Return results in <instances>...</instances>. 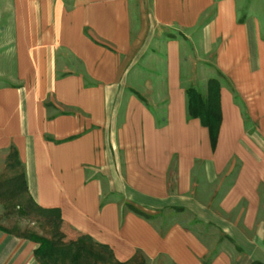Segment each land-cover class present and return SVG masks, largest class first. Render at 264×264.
<instances>
[{
	"label": "crops",
	"instance_id": "crops-1",
	"mask_svg": "<svg viewBox=\"0 0 264 264\" xmlns=\"http://www.w3.org/2000/svg\"><path fill=\"white\" fill-rule=\"evenodd\" d=\"M216 72L212 149L207 127L187 116L185 89ZM9 147L33 203L59 208L119 262L205 264L216 247L209 264L264 263V231L247 233L250 202L264 199V0H0V149ZM117 196L174 218L159 227ZM186 212L226 239L205 243L183 225ZM37 245L0 229V264H42Z\"/></svg>",
	"mask_w": 264,
	"mask_h": 264
},
{
	"label": "rangeland",
	"instance_id": "rangeland-1",
	"mask_svg": "<svg viewBox=\"0 0 264 264\" xmlns=\"http://www.w3.org/2000/svg\"><path fill=\"white\" fill-rule=\"evenodd\" d=\"M222 82V77L218 72L215 73V78ZM211 79V80H213ZM210 81V80H209ZM207 82L206 86L196 88L204 97L208 96L211 89V83ZM243 115L247 128L254 130L251 120L247 113V108L241 103ZM234 171L238 162L235 160ZM262 195V193H261ZM119 197V196H117ZM264 198V197H263ZM119 201L125 206L124 200L119 197ZM240 209L245 212L247 201L240 202ZM251 212L254 209L256 215L249 216V227L247 233L255 235L257 228L260 227L264 231V199L259 202H250ZM149 219L154 220L159 227L171 221L174 216L163 212H146ZM162 215V216H159ZM161 217V218H158ZM239 226H243L246 230L245 217H238V213L234 212L233 218ZM183 225L200 235V237L208 245H216L218 241L225 240L227 234L216 224L212 222L199 223L191 213L186 212L182 218ZM0 226H3L15 235L27 237L31 232L50 238L54 245L48 248L45 252V259L49 263L57 262L59 264H172V262L164 257H161L153 262L147 260L142 254H137L136 257L128 262H119L115 260L109 253L108 249L92 244L88 251L76 257L74 256L77 248L73 242L79 238L86 240L82 234L64 222H59L55 211H48L40 208L29 198L23 178V167L13 147L0 149ZM264 240V234L261 235ZM89 242V241H88ZM89 244V243H88ZM235 244V243H234ZM237 250L240 248L235 245ZM215 248H209V253L205 256L204 261L208 260ZM255 260L251 262L254 264ZM259 261V260H258ZM209 264V263H208Z\"/></svg>",
	"mask_w": 264,
	"mask_h": 264
},
{
	"label": "trees",
	"instance_id": "trees-1",
	"mask_svg": "<svg viewBox=\"0 0 264 264\" xmlns=\"http://www.w3.org/2000/svg\"><path fill=\"white\" fill-rule=\"evenodd\" d=\"M239 22H242V18L239 19ZM209 83H211L212 86H211V89L209 91L208 96L204 97L193 86H188L185 89V93H186V97H187V116H188V118H199L202 125L207 127L208 132H209L210 146L212 147V149H214V147L216 146V143H217V137H218L219 127H220V123H221L219 81L217 79H213V80H210ZM138 97L141 100H144L140 95H138ZM14 151L16 153L15 149H14ZM23 178H24V173H23ZM25 186H26V184H25ZM26 190H27V187H26ZM126 205L130 209L135 211L136 213L147 217V214L143 210L135 207L133 204L126 202ZM39 207L43 208L44 210L55 211L57 214L59 222H63L59 208H57V207H42V206H39ZM0 229H2L4 231H8L3 226H0ZM82 236L85 237L86 240L81 237L77 241L73 242L77 248L74 256L78 257L82 253V251L83 252L88 251L90 249L89 247L92 244H95V245H98L100 247H104V248L108 249L111 256H113L111 250L107 246L95 242L93 240V238H91L87 234H82ZM28 238L38 243L37 247L34 249V253L42 264H59L57 262L49 263L45 259L46 250L48 248H52L54 245V242L50 238L45 237L43 235H39L35 232H31L29 234ZM204 263L208 264V261H204ZM253 263L254 264H264L263 262L258 261V260H255Z\"/></svg>",
	"mask_w": 264,
	"mask_h": 264
}]
</instances>
